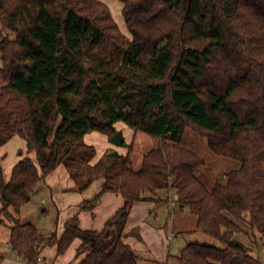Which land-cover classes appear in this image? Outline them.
<instances>
[{
    "label": "trees",
    "instance_id": "16d2710c",
    "mask_svg": "<svg viewBox=\"0 0 264 264\" xmlns=\"http://www.w3.org/2000/svg\"><path fill=\"white\" fill-rule=\"evenodd\" d=\"M119 1L130 39L101 0H0V147L18 136L35 157L18 161L8 181L0 163L11 254L38 264L45 245L62 255L79 239L78 264H152L124 228L134 204L160 202L164 191L220 244H187L176 264H264V0ZM119 122L158 138L138 170L132 147L92 165L95 148L79 141L111 138ZM186 129L236 167L207 183L204 159L182 143ZM59 166L79 192L103 178L82 210L104 193L123 205L100 230L73 216L43 246L19 212Z\"/></svg>",
    "mask_w": 264,
    "mask_h": 264
},
{
    "label": "rangeland",
    "instance_id": "374dc122",
    "mask_svg": "<svg viewBox=\"0 0 264 264\" xmlns=\"http://www.w3.org/2000/svg\"><path fill=\"white\" fill-rule=\"evenodd\" d=\"M101 1L109 9L112 18L117 24L121 33L130 39V36L127 32L126 23L122 15L121 2L119 0ZM115 127L117 131L122 132L124 141L128 147L114 146L110 142V138L107 135L99 132H90L80 138L79 141L95 148V157L92 159L91 164H95L98 160L103 158L111 151H116L121 155H126L129 152L128 148L132 147V150L129 154L131 159V168L134 170L139 169L143 155L158 145V138L141 132H135L123 122L117 123ZM182 143L185 147L192 149L204 159V179L207 183L214 180L220 174L231 171L237 165V163L231 159L212 153L207 147L206 139L201 138L198 134L191 131L190 129H186ZM1 152L2 151L0 149V153ZM20 152L25 153L24 156L35 159L34 154L28 153L25 141L24 146L22 147L19 146L18 141L13 140L10 141L6 147L5 154L7 156L3 159L4 165L9 163L11 165L15 159L20 157ZM67 174L68 171L64 166H60L57 171L55 170L53 172L52 176L56 184L55 186L52 185L50 191L51 196L53 198L56 197L54 199V206H52L50 201L47 205L43 204L42 201H38L36 203H32L30 206L28 205L24 207L22 215H20V219L24 223H32L33 225L39 227L41 233L39 243L41 245H44L47 239L50 237L51 233L48 232V229L51 228V226L54 227V225H60L61 228L63 227L64 222L73 216L78 217L80 228L92 230L102 229L104 225H101V221H103L105 215H107V212L111 208L110 205L112 203L110 202V199H107L108 201H104L101 205L98 204L99 207H97V205L91 210H82L83 201H81V197L80 199L76 198L84 194L83 192L77 191L73 180ZM44 183L45 180L37 186L36 195H38V193L41 191L47 192L48 194L50 193L49 184V187H47V185ZM102 184L103 178L100 176L97 177L88 190H86L85 198L91 200L96 195H98L101 191ZM57 189H60L58 193L56 192ZM63 192L66 193V195ZM163 192L160 193L161 198H163L160 202L165 204L155 201H148V204H151L149 205V212L152 209H155L157 214L150 213L146 218L144 217L140 219L141 216L135 218V220H133L135 226L130 229L126 236L128 239H130L129 241H133L135 243L133 244L134 246L130 245L135 250V252L137 251L138 253L145 254V257H143L144 259L147 258L148 260H144L143 262L151 263L152 261V263L156 262L157 264L164 263L168 258V254L170 256H177L180 253V250L190 243L220 247L219 242L196 230L195 217L188 211L185 215L176 213L174 210H176L177 207L171 203V200L174 199V196L166 194L164 195L162 194ZM61 194L64 197L61 196ZM104 194H102V196H104ZM45 208L48 212L46 215H43L41 211ZM0 218H3V216H0ZM138 222L141 224L137 225L136 223ZM135 229L139 230V234L141 236L140 240L137 239L132 233V231ZM142 230L145 231L146 239L141 235ZM9 231L10 223L5 220L0 222V237L3 235L6 236ZM52 233H54V231ZM164 238H169L168 242L170 243V246L167 250V247L164 245ZM47 247L53 248V246ZM138 253L137 255L139 258L142 259V257H140L141 255ZM170 262L171 260L169 259V263Z\"/></svg>",
    "mask_w": 264,
    "mask_h": 264
},
{
    "label": "crops",
    "instance_id": "0c3cea01",
    "mask_svg": "<svg viewBox=\"0 0 264 264\" xmlns=\"http://www.w3.org/2000/svg\"><path fill=\"white\" fill-rule=\"evenodd\" d=\"M13 140H15V141H18V144H19V146H24V141L21 139V138H19L18 136H14L10 141H13ZM9 141V142H10ZM9 142L6 144V145H4V146H2V147H0V149H1V153H0V163H1V165H2V168H3V171H4V179L6 180V181H8L9 180V178H10V176H11V172H12V169H11V167L13 166V165H15L18 161H20L23 157H25L24 155H25V153H23V156H20V157H18L17 159H15L14 161H13V163H11V165H10V163L9 164H7V165H4V163H3V159H4V157H6L7 155L5 154V150H6V147H7V145L9 144ZM122 147V146H121ZM125 147H128V145H126ZM128 151H129V148H128ZM12 162V161H11ZM10 167V168H9ZM60 167V166H59ZM58 167V168H59ZM13 168V167H12ZM57 168V169H58ZM57 169H56V171H57ZM134 170V169H133ZM138 170V169H137ZM53 173H51L49 176H47L46 177V179H45V183L44 184H46L47 185V187H49V191L51 190V188H52V185H54L55 186V184H56V182L54 181V179H53ZM67 175H69V174H67ZM66 180V179H65ZM40 184V183H39ZM38 184V185H39ZM48 184H49V186H48ZM37 185V186H38ZM37 186L35 187V189H34V191H33V193H32V195H31V199H30V201L26 204V205H24L22 208H21V210H20V212H19V219H20V215H22V211H23V209H24V207H26V206H30L32 203H36V202H38V201H42L43 202V204H48V202L50 201V203L52 204V206H54L55 205V202H54V199L56 198V197H52L51 196V191H50V193L48 194L47 192H44V191H41L40 193H38V195H36L37 193H36V188H37ZM91 186V185H90ZM102 187V186H101ZM56 188V187H55ZM60 189H57L56 190V192L58 193V191H59ZM88 190V189H87ZM86 192V190L83 192V194L84 195H81V196H79V197H77L76 199H80V197H81V201H85V200H90V199H88V198H85V193ZM64 193V192H63ZM65 195H66V193H64ZM162 194H164L165 195V192H163ZM169 195H172L171 193L169 194ZM36 196V197H35ZM61 196H63L62 194H61ZM50 197V198H49ZM64 197V196H63ZM111 197V198H110ZM110 199V202L112 203L111 205H110V210L107 212V215H105V217H104V219H103V221H101V225L103 226L104 224H105V222L109 219V218H111L121 207H122V205H123V199H122V197L119 195V194H116V193H105L104 194V196H102V198L100 199V202H99V205H101L104 201H108V200ZM37 200V201H36ZM81 201H80V203H81ZM79 203V204H80ZM159 203V202H158ZM160 203H162V202H160ZM171 203H172V205H174V199L173 200H171ZM162 204H165V203H162ZM99 205L97 206V207H99ZM149 205H151V204H148V201H145V202H138V203H136V204H134L133 205V207H132V209H131V212H130V214H129V218H128V220H127V223H126V225H125V228H124V234H127L129 231H130V229L132 228V227H134L135 225H134V222H133V220H135V218H138L139 216H141V218L140 219H142V218H146L147 216H149V214L150 213H152V214H157L156 213V210L155 209H152L150 212H149V209H150V207H149ZM96 209V208H95ZM1 210H2V204H1V202H0V212H1ZM42 214L43 215H46L47 214V209L45 208V209H42ZM186 212L187 211H184V212H182L181 214L182 215H185L186 214ZM72 217V216H71ZM21 220V219H20ZM69 220V219H68ZM68 220H66L65 222H64V225H65V223L68 221ZM22 221V220H21ZM23 222V221H22ZM24 223V222H23ZM28 223V222H27ZM137 225H140L141 223L140 222H138V223H136ZM196 224V223H195ZM64 225H63V227H61L60 228V225H54V227H52L51 226V228H49L48 229V232H50L51 233V235L53 234L52 232L54 231V233L56 232V234H57V236L58 237H61V235L63 234V232H64ZM37 229H38V231H39V233H40V229H39V227H37L36 225H34ZM80 226V225H79ZM83 229V228H82ZM96 230H99V229H96ZM147 234V233H146ZM8 235H9V232H8V234L5 236V235H3L2 237H0V256H2V261L0 262V264H25V263H23L19 258H17L16 256H14V255H12L11 254V251L9 250V246H8V244H7V240H8ZM50 235V236H51ZM141 235H142V237H144L145 238V231H141ZM40 237H41V233H40ZM146 239V238H145ZM130 239H128L127 237H125V242L126 243H128L129 245H131V246H134L133 244H135L133 241H129ZM164 241H165V246L167 247L166 248V250L167 249H169V246H170V243L168 242L169 241V238H167V239H165L164 238ZM79 245H80V240L79 239H76V240H74L73 241V243L71 244V246L66 250V252L64 253V254H62V255H58L57 254V248H56V246H53V248H49V247H47L46 245H45V247H43V249H42V251H41V253H40V260H39V262H38V264H78L79 263V261L81 260V258L83 257V256H80V257H76V250H77V248L79 247ZM44 246V245H43ZM135 248V247H134ZM70 250H71V252H70ZM70 252V253H69ZM138 252L136 251V254H137ZM138 254H140L141 256L140 257H142V259L143 260H148L147 258L146 259H144V257H145V254L143 253V254H141V253H138ZM144 256V257H143ZM175 256H170L169 254H168V258L166 259V261L164 262V263H159V264H176V261H175V258H174ZM169 259L171 260V262L169 263ZM73 260H75V261H73ZM143 262V261H142ZM144 263H148V262H144ZM151 263H152V261H151ZM152 264H157L156 262L155 263H152Z\"/></svg>",
    "mask_w": 264,
    "mask_h": 264
},
{
    "label": "water",
    "instance_id": "95a60500",
    "mask_svg": "<svg viewBox=\"0 0 264 264\" xmlns=\"http://www.w3.org/2000/svg\"><path fill=\"white\" fill-rule=\"evenodd\" d=\"M110 142L117 147L126 146L123 135L121 131H117L111 138Z\"/></svg>",
    "mask_w": 264,
    "mask_h": 264
},
{
    "label": "built area",
    "instance_id": "2783aa9c",
    "mask_svg": "<svg viewBox=\"0 0 264 264\" xmlns=\"http://www.w3.org/2000/svg\"><path fill=\"white\" fill-rule=\"evenodd\" d=\"M9 250H10V248H9Z\"/></svg>",
    "mask_w": 264,
    "mask_h": 264
}]
</instances>
